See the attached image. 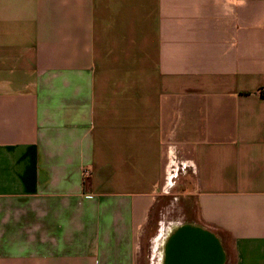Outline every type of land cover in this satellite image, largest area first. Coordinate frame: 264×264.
Here are the masks:
<instances>
[{
	"label": "crops",
	"instance_id": "0c3cea01",
	"mask_svg": "<svg viewBox=\"0 0 264 264\" xmlns=\"http://www.w3.org/2000/svg\"><path fill=\"white\" fill-rule=\"evenodd\" d=\"M259 88L264 0H0V264H139L171 214L264 264Z\"/></svg>",
	"mask_w": 264,
	"mask_h": 264
},
{
	"label": "water",
	"instance_id": "95a60500",
	"mask_svg": "<svg viewBox=\"0 0 264 264\" xmlns=\"http://www.w3.org/2000/svg\"><path fill=\"white\" fill-rule=\"evenodd\" d=\"M163 245L164 264H222L224 261L220 242L191 225L173 229Z\"/></svg>",
	"mask_w": 264,
	"mask_h": 264
},
{
	"label": "rangeland",
	"instance_id": "374dc122",
	"mask_svg": "<svg viewBox=\"0 0 264 264\" xmlns=\"http://www.w3.org/2000/svg\"><path fill=\"white\" fill-rule=\"evenodd\" d=\"M175 206H171V208L177 209L179 205L176 204ZM192 219L193 217L190 216L189 214L185 218L184 217L178 218L177 214L176 216L173 214H171L170 216L165 215L163 219V223L159 227H158V224H155V226L153 227V222L151 221L149 223L148 230L145 231L139 243V251H138L139 252V255H138L139 264H164L165 246L163 245V243L166 237L169 235V233L174 229L172 226H168L169 225L168 223L172 224V222L175 220L191 223V221H193ZM163 224L166 226L163 227L164 226ZM157 248L159 251L157 250Z\"/></svg>",
	"mask_w": 264,
	"mask_h": 264
},
{
	"label": "built area",
	"instance_id": "2783aa9c",
	"mask_svg": "<svg viewBox=\"0 0 264 264\" xmlns=\"http://www.w3.org/2000/svg\"><path fill=\"white\" fill-rule=\"evenodd\" d=\"M258 95L264 98V88H259L257 91Z\"/></svg>",
	"mask_w": 264,
	"mask_h": 264
},
{
	"label": "bare ground",
	"instance_id": "6f19581e",
	"mask_svg": "<svg viewBox=\"0 0 264 264\" xmlns=\"http://www.w3.org/2000/svg\"><path fill=\"white\" fill-rule=\"evenodd\" d=\"M160 235H161V234H160ZM158 238H159V237H158ZM155 242H156V241H155ZM161 243H162V242H161ZM157 250H158V248H157ZM160 250H161V249H160ZM158 251H159V250H158ZM154 253H155V252H154ZM160 257H161V255H160ZM160 257H159V258H160ZM159 262H160V261H159Z\"/></svg>",
	"mask_w": 264,
	"mask_h": 264
}]
</instances>
